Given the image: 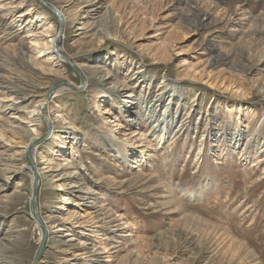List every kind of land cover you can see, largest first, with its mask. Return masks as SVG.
Segmentation results:
<instances>
[{"label":"rangeland","instance_id":"374dc122","mask_svg":"<svg viewBox=\"0 0 264 264\" xmlns=\"http://www.w3.org/2000/svg\"><path fill=\"white\" fill-rule=\"evenodd\" d=\"M0 16V264H264V0Z\"/></svg>","mask_w":264,"mask_h":264},{"label":"bare ground","instance_id":"6f19581e","mask_svg":"<svg viewBox=\"0 0 264 264\" xmlns=\"http://www.w3.org/2000/svg\"><path fill=\"white\" fill-rule=\"evenodd\" d=\"M195 5V4H194ZM201 14V13H200ZM2 18L3 17H1L0 16V25L2 24ZM57 18H58V16H57ZM187 19V18H186ZM190 19H191V17H190ZM195 19V18H194ZM58 20H59V18H58ZM192 20V19H191ZM197 20V19H196ZM190 21V20H189ZM59 22H60V20H59ZM199 22V21H198ZM201 22V21H200ZM205 22V21H204ZM193 23V22H192ZM197 24V23H196ZM200 25V24H199ZM202 27V26H201ZM205 28V27H204ZM46 30H49V28H47ZM48 32V31H47ZM32 36V35H31ZM60 41H62V39L60 38V40H58L57 38H56V36L55 35H52L51 37H50V41L48 42V46H49V48L52 50L51 52H52V54H51V56H55V55H59L60 54V51H59V42ZM46 45V44H45ZM42 51V50H41ZM25 53V52H24ZM22 56H24L23 55V53H20V55H18L17 56V58H16V60L19 62V64L20 63H24V59H23V57ZM219 57V56H218ZM222 57V56H221ZM51 58V57H50ZM15 59V58H14ZM53 59V58H52ZM4 60V59H3ZM55 60H56V58H55ZM215 60V62H220V61H222V59L221 58H217V59H214ZM224 61V60H223ZM224 63V62H223ZM5 64V63H4ZM15 64H16V62H15ZM21 64V65H22ZM17 65V64H16ZM217 65V64H216ZM3 65H1L0 64V68H3L2 67ZM5 69V68H4ZM19 69V68H18ZM10 70V69H9ZM7 71V70H6ZM13 72V71H12ZM5 73V72H4ZM14 73V72H13ZM1 78V77H0ZM14 78V77H13ZM7 79V78H6ZM5 79V80H6ZM15 79H16V77H15ZM22 79V78H21ZM1 80H2V78H1ZM1 80H0V86H1V84H4V83H1ZM8 80V79H7ZM7 80H6V82H7ZM3 81H4V79H3ZM9 81H10V79H9ZM5 82V81H4ZM11 82V81H10ZM13 82H14V80H13ZM16 82V81H15ZM23 85V84H22ZM7 86V85H6ZM4 87V86H3ZM22 88V87H21ZM9 89V88H8ZM7 89V90H8ZM107 89V88H106ZM16 90H17V88H16ZM16 90H13V92L14 93H16L17 91ZM111 92H117V91H119V89L117 88V87H115V86H113L112 88H111ZM10 90H8V92H9ZM105 95V94H104ZM127 96H130V95H125L124 97L126 98ZM106 97V96H105ZM127 98H129V97H127ZM160 101V98L158 99H155L154 101H153V103L154 102H159ZM121 102H123V103H129V101H127V100H124V101H121ZM151 107H149V109H150ZM151 113H153V112H151ZM159 121V120H158ZM162 124V123H161ZM157 128V127H156ZM56 134V133H55ZM55 137V139L56 140H58L59 139V137L58 136H54ZM58 138V139H57ZM0 141H3L4 143H10V140L9 139H7V138H5L4 137V135H2L1 133H0ZM34 141V140H33ZM33 141H31V142H29V144H31ZM60 142V141H59ZM62 142V141H61ZM29 144H25L24 146H23V148H22V150H20V151H23V152H25V150H26V148L28 147V145ZM117 150L116 152L117 153H120V152H122L121 150H120V148H115V145H113V148H112V150ZM23 152H20V153H23ZM16 153H18V152H16ZM122 154V153H121ZM21 155H23V154H21ZM125 155H121V157H120V159L119 160H123L124 162H125V164H127V160H126V158L124 157ZM118 157V156H117ZM42 162H44V160L42 161ZM42 168H39L38 170H41ZM37 170V171H38ZM32 171V170H31ZM30 171V172H31ZM29 172V173H30ZM36 173H34L33 171L30 173V178L33 180V182H34V178L36 179V181H37V183H38V180H39V175L37 174V175H35ZM64 186V185H63ZM60 188V187H59ZM17 196V195H16ZM16 199V198H15ZM59 200H61V201H63L64 200V197L62 196L61 197V199H59ZM47 217H44V220L46 219ZM48 220V219H47ZM56 221V220H55ZM50 223V222H49ZM45 223L44 222H42V225L43 226H45L44 225ZM47 224V223H46ZM47 227V226H46ZM43 230H40L38 227L35 229V237H36V240H38L39 242L42 240V238H43ZM183 241L185 242V241H188V240H184L183 239ZM183 242V243H184ZM104 248H102V250H103Z\"/></svg>","mask_w":264,"mask_h":264},{"label":"water","instance_id":"95a60500","mask_svg":"<svg viewBox=\"0 0 264 264\" xmlns=\"http://www.w3.org/2000/svg\"><path fill=\"white\" fill-rule=\"evenodd\" d=\"M55 14H56V16H58V18H59V20H60V22H61V18H60V16H59L57 13H55ZM35 175H36V174H35ZM37 189H38V183H37L36 179L34 178L33 189H32V208H33V212H34V214H35L36 222L38 223V225H39L41 228L45 229V228L43 227V225H42V221H41V220L39 219V217L36 215V193H37ZM43 242H44V240H43ZM42 247H43V244L40 245V248H39V250H38V252H37V254H36V257H35V263H36L37 259H38L39 256H40V253H41Z\"/></svg>","mask_w":264,"mask_h":264}]
</instances>
